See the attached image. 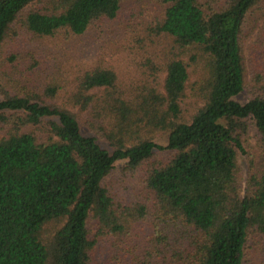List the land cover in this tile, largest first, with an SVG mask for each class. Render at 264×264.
<instances>
[{
  "label": "trees",
  "instance_id": "16d2710c",
  "mask_svg": "<svg viewBox=\"0 0 264 264\" xmlns=\"http://www.w3.org/2000/svg\"><path fill=\"white\" fill-rule=\"evenodd\" d=\"M130 1L0 0V264H94L92 222L117 239L110 264H249L257 243L264 252V0H153L162 18L131 22L123 53L144 33L160 53H144L129 85L107 62L71 88L63 73L34 82L42 95L17 81L32 60L24 34L83 37ZM188 98L200 104L190 118ZM157 151L170 157L151 165ZM240 156L251 157L244 187ZM118 162L120 183L149 164L140 196L115 189Z\"/></svg>",
  "mask_w": 264,
  "mask_h": 264
},
{
  "label": "rangeland",
  "instance_id": "374dc122",
  "mask_svg": "<svg viewBox=\"0 0 264 264\" xmlns=\"http://www.w3.org/2000/svg\"><path fill=\"white\" fill-rule=\"evenodd\" d=\"M163 7L153 0H133L126 4L124 12L120 17L118 23H103L100 26L92 28L89 33L83 37H72L63 34L54 39H37L30 35L24 34V39H28V49L22 51L23 57L28 55L32 58L29 65L18 62V66L13 69L19 73L17 75V81H21V86L26 87L25 91H33V93L43 94V89L39 90L34 86V82L43 83L46 85V80H49L57 73H63L66 81L71 82L72 85H68L69 88L75 86L76 78L85 70H90L101 62H107L120 70L122 82L126 84L134 83L137 79H141L143 76L140 72L134 70L136 66L142 63V57L145 52L158 54L160 48L156 44H151V38L148 33H144L146 39L145 45L139 48L132 43L134 48V55L125 56L123 50L126 48L127 42H124V34L132 31L129 28L131 22H138L140 26H143V21L146 23L154 21L158 18H162ZM123 25V26H122ZM124 44V46H122ZM161 47V46H160ZM146 51H143L142 49ZM144 57V61L145 58ZM140 60L141 62L137 63ZM13 64H8V68L11 71ZM5 66L4 68H6ZM3 68V69H4ZM0 69L2 67L0 66ZM2 69V70H3ZM130 70L128 74H125L126 70ZM128 77V79H127ZM59 78V77H57ZM75 80V81H74ZM23 84V85H22ZM28 88V90H27ZM11 90V89H10ZM62 95H66L62 92ZM190 95V94H189ZM250 93L241 95L238 99L241 103H246L251 98ZM1 99V97H0ZM200 104L195 100L188 98L184 104V115L187 118L192 117ZM83 132L87 134V130L82 126ZM103 147H107L103 140H99ZM156 143L165 146L167 143L166 137L161 134L156 137ZM257 133L255 129H251L248 142L246 143V149L249 154H254L257 150ZM168 151H157L156 157L150 162L154 164H160L165 162L170 157ZM251 158V157H250ZM247 156L239 157V175L242 187L245 186L248 175V159ZM152 165V164H151ZM126 163L118 162L114 169V185L115 189L120 193L121 197H129L132 199V194L140 196L142 191V182L147 176L145 168L149 169V164L142 166L134 177V180L130 177L123 178L120 183L119 180L124 174ZM126 179V182H124ZM111 180V179H110ZM135 181V182H134ZM132 184H131V183ZM136 184V185H135ZM95 222L90 225L91 237L98 240L97 246L93 252L94 264H110L112 254H115L120 248L117 239L112 236H98L97 229L94 227ZM144 225V222H142ZM141 224L137 225L140 226ZM130 229L134 227V224H130ZM250 254L249 264H264V252L262 247L257 243Z\"/></svg>",
  "mask_w": 264,
  "mask_h": 264
}]
</instances>
